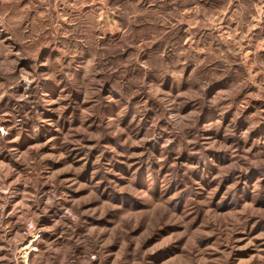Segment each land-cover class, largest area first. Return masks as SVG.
I'll use <instances>...</instances> for the list:
<instances>
[{
    "label": "rangeland",
    "instance_id": "1",
    "mask_svg": "<svg viewBox=\"0 0 264 264\" xmlns=\"http://www.w3.org/2000/svg\"><path fill=\"white\" fill-rule=\"evenodd\" d=\"M0 264H264V0H0Z\"/></svg>",
    "mask_w": 264,
    "mask_h": 264
},
{
    "label": "crops",
    "instance_id": "2",
    "mask_svg": "<svg viewBox=\"0 0 264 264\" xmlns=\"http://www.w3.org/2000/svg\"><path fill=\"white\" fill-rule=\"evenodd\" d=\"M258 28H259V26H258ZM254 29H257L256 27H254Z\"/></svg>",
    "mask_w": 264,
    "mask_h": 264
}]
</instances>
